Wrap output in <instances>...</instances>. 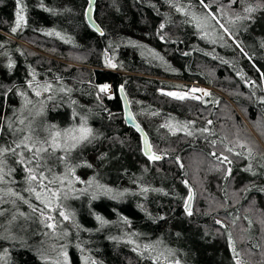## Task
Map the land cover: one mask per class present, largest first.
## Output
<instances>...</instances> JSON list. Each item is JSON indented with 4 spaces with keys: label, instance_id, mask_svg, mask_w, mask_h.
Wrapping results in <instances>:
<instances>
[{
    "label": "trees",
    "instance_id": "16d2710c",
    "mask_svg": "<svg viewBox=\"0 0 264 264\" xmlns=\"http://www.w3.org/2000/svg\"><path fill=\"white\" fill-rule=\"evenodd\" d=\"M86 7L0 0V264H264V0ZM69 182L49 232L22 197Z\"/></svg>",
    "mask_w": 264,
    "mask_h": 264
},
{
    "label": "rangeland",
    "instance_id": "374dc122",
    "mask_svg": "<svg viewBox=\"0 0 264 264\" xmlns=\"http://www.w3.org/2000/svg\"><path fill=\"white\" fill-rule=\"evenodd\" d=\"M108 85V84H106ZM104 86V85H102ZM101 86V87H102ZM104 93L110 95L112 93V88L110 85H108V89L107 91H104ZM168 93H172L174 95L172 96H177V97H185L187 96L186 93H182V92H178V91H172V92H168ZM71 135H75L77 137H79L80 133L78 131H69V132H64L63 134H61L60 136L57 137L58 141L60 142H64V144H69V145H73V144H77V142L75 140H72L70 138ZM57 141V142H58ZM81 142V141H80ZM79 143V142H78ZM70 182L68 183V185L66 187H63L60 185L61 187V192H57L48 189L47 187H40L39 191H32V194H29L28 196L22 197V202L28 204V208L32 211L38 212V214H40V217H43L45 222L44 225H46L49 228V232H52L53 229V221L51 219V216H54L56 218H58L59 216L62 219H65V215H64V210H66L67 208V204L64 203L63 204H59L60 208L56 211V213L59 216L54 215V211H55V207L57 206V198H61L63 197L64 199L69 197V193H71V191L67 192L66 190L68 188H70ZM43 185V184H42ZM66 189V190H65ZM39 196V198H38ZM63 198H61L63 200ZM67 201V200H66ZM51 220V222H50ZM25 225V224H23ZM49 225H51V227H49ZM20 226H18L17 223H10L8 225V228H6L4 230V232L2 233V235L4 234L6 237H17L21 234V230H23V228L21 229ZM3 235V236H4ZM53 233L49 236L52 237ZM50 249V248H48ZM65 255L63 252L61 251H57V254H54L53 257L50 259V263L51 264H65ZM90 264H94V263H90Z\"/></svg>",
    "mask_w": 264,
    "mask_h": 264
},
{
    "label": "water",
    "instance_id": "95a60500",
    "mask_svg": "<svg viewBox=\"0 0 264 264\" xmlns=\"http://www.w3.org/2000/svg\"><path fill=\"white\" fill-rule=\"evenodd\" d=\"M86 1H87V7L85 9L86 22L98 34L102 35L103 31L100 28V26L97 24V22L94 18V9H95L96 0H86ZM120 96H121V100H122V109H123L124 120H125L126 124L129 127H131L134 131H136V133H138V135L141 137V144H142L143 153L152 160H158V159H154L151 157H159V159H160V155H158L152 151L148 137H147L145 131L143 130V128L136 121V119L132 113V110L130 108V105H129V103H128V101H127V99H126V97L122 91H120ZM191 203H192V195L190 194L187 201H186V205H185L186 212H190Z\"/></svg>",
    "mask_w": 264,
    "mask_h": 264
},
{
    "label": "snow or ice",
    "instance_id": "6c2138e0",
    "mask_svg": "<svg viewBox=\"0 0 264 264\" xmlns=\"http://www.w3.org/2000/svg\"><path fill=\"white\" fill-rule=\"evenodd\" d=\"M201 2H203V0H201ZM247 11L251 12L253 10L252 9H248ZM22 20H23V17L19 13H17V27L20 26V22ZM15 31H16V28H13V32H15ZM9 67H11V64L9 65ZM107 89H108V85H104V86L101 87L100 90L102 92H104V91H107ZM45 90H47V89H45ZM37 94H39V93H37ZM169 95H174V94L169 93ZM177 98L183 99V97H177ZM72 131H78L80 133L79 137H77L75 135H71L70 136V138L72 140H75L77 143L80 142V141L88 140V138L91 135V129H88V128L83 127V126L80 129H78V130H72ZM58 146L59 145H57V147ZM18 147H19V145H18ZM73 147H75V144H73ZM151 158L159 159V157H151ZM31 179H36V177L35 176H32ZM41 180H43V177H41ZM38 198H39V196H38ZM65 218H67V217H65ZM98 219H99V217H98ZM49 227H51V225H49Z\"/></svg>",
    "mask_w": 264,
    "mask_h": 264
}]
</instances>
